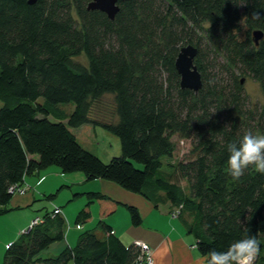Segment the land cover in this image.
Instances as JSON below:
<instances>
[{"label": "trees", "instance_id": "trees-1", "mask_svg": "<svg viewBox=\"0 0 264 264\" xmlns=\"http://www.w3.org/2000/svg\"><path fill=\"white\" fill-rule=\"evenodd\" d=\"M30 1L0 0V215L21 194L12 187L57 166L153 202L160 195L183 216L204 264L212 249L224 251L248 232L260 242L255 264H264V175L251 167L239 180L227 174V145L248 130L264 135V106L250 110L244 87L249 78L264 95V0H126L114 19L88 10L91 0ZM189 44L197 49L198 92L181 88L175 67ZM84 124L116 136L121 155L105 163L81 146L72 128ZM175 139L191 144L185 160L172 161ZM86 196L101 211L117 203ZM42 208L37 224L7 245L2 264L137 261L139 247L125 245L104 220L81 231L75 246L42 255L68 227L63 213ZM127 208L140 225L138 209ZM90 219L86 205L75 225Z\"/></svg>", "mask_w": 264, "mask_h": 264}, {"label": "crops", "instance_id": "crops-1", "mask_svg": "<svg viewBox=\"0 0 264 264\" xmlns=\"http://www.w3.org/2000/svg\"><path fill=\"white\" fill-rule=\"evenodd\" d=\"M56 180L55 176L49 177V173L47 172H44L43 174L39 172L35 175L25 177L23 186L28 187L27 190L23 194L13 195L7 205V208L11 211L0 215V263L3 262V256L7 245L15 241L23 231L27 230L33 218L37 217L36 214H38L37 212L40 210L39 208L45 207V205L43 206V203L41 204V202L37 200H40L45 196H52L53 198L54 194L47 193L54 192L56 184L58 183ZM87 181L89 180L84 176L82 184H85ZM86 185L87 186H85L82 191L77 192H85L83 194L86 195L87 193L98 192L117 202L115 204H110V206L106 205L105 211H101L100 204L98 222L104 220L109 224L125 245L130 246L136 241L148 244L152 248L155 264L205 263V257L196 252L197 246L194 236L189 235L190 233H188L186 229L176 226L177 223L175 221L178 220L181 225L184 224L183 216L181 219L180 216L173 214L171 203L166 201L163 197L160 198V195L159 199L156 200V198V202H153L142 195L127 192L115 183L103 179L90 181ZM51 200L52 199L45 201ZM87 201L86 205H88V207L90 203L94 202H89L88 198ZM119 204L126 207H136L142 219L140 225H133L129 210L128 214L126 212L123 214V226L119 227L116 222L113 223L109 218L112 213H116V211L119 210ZM37 205H40V207ZM56 207L62 208V206L56 204L48 210L52 211ZM33 213L35 214V217H33ZM62 213L65 218L64 210ZM66 214L68 215L67 212ZM83 224L81 225V228L76 227V225L75 227L71 225L70 227L68 226L66 234L68 229L70 231L72 229L75 231L79 230L81 233V231L92 230L95 228L84 229L86 226ZM25 227L27 228L23 230ZM170 228L178 230L180 235L176 238H172L171 234L168 232ZM80 233H78V235L67 236L64 241L52 244L42 255L46 257H54L59 254L64 247L75 246ZM51 251H54L53 254Z\"/></svg>", "mask_w": 264, "mask_h": 264}, {"label": "rangeland", "instance_id": "rangeland-1", "mask_svg": "<svg viewBox=\"0 0 264 264\" xmlns=\"http://www.w3.org/2000/svg\"><path fill=\"white\" fill-rule=\"evenodd\" d=\"M244 87L247 93L248 108L250 110L262 108L264 106V95L261 92L259 84L256 81L247 78V80L244 83ZM65 109L68 112H72L74 107L73 105H67L65 106ZM94 113L97 115L96 112ZM263 125H264V120H263ZM72 131L75 134L77 141L81 144V146H83L85 149L95 154L96 156H98L105 163H108L112 158L121 155V145L119 139L116 136L112 135L111 133L107 132L101 126L84 124L80 127L72 128ZM174 141L177 142V147L174 157L172 159L173 162L178 160H185L187 157L191 155L190 142L185 140L182 142V139H180L179 141L175 139ZM44 172L49 173V177L55 176L57 179L56 181H58V183L56 184V188L54 189V192L47 193V194L49 193L54 194L52 200L42 202L43 205H45L47 209H50L56 204L62 206V208L59 207V209L58 207H56L55 211L59 210V213H62V211L64 210L65 219L68 223V226L70 227L71 225L75 227V221L78 212H80L83 209L82 207H85V205L88 202L86 194H83L85 192H77V191H82L84 187L87 186L86 184H88L90 181H87L85 184H82V179L85 176L84 173L82 172L63 173V171L57 166L49 167L41 171V174H43ZM181 185L184 186V188H186V183L184 181H181ZM25 188L27 189L28 187ZM119 205H120L119 210L116 211V213L115 212L112 213L109 219L113 221V223L116 222V224L119 227H121L124 225L123 214H125L124 212L128 214V208L126 206H122L121 204ZM37 206L40 207V205ZM99 206L100 203L98 201H94L89 204V209L92 217L89 221L83 224L84 226H86V228L84 229H92L97 225L96 222H98L99 220L98 215H100ZM65 211L68 213V215L66 214ZM172 212L173 214L177 215L173 209ZM37 213L39 215H43L44 213L43 208L40 209ZM38 214H36L37 217L39 216ZM32 215L33 217H35L34 213ZM175 222L177 223L176 226L186 229L185 224L181 225L179 220ZM27 227H25L23 230H25ZM31 227L32 226L30 225V228ZM168 232L171 234L172 238H176L178 235H180V232L178 230H173V228H170ZM78 233H80L79 230L75 231L72 229L70 231L68 229L66 237L78 235ZM53 252L54 251H51L52 254ZM196 252L199 253L198 249L196 250Z\"/></svg>", "mask_w": 264, "mask_h": 264}, {"label": "clouds", "instance_id": "clouds-1", "mask_svg": "<svg viewBox=\"0 0 264 264\" xmlns=\"http://www.w3.org/2000/svg\"><path fill=\"white\" fill-rule=\"evenodd\" d=\"M227 151V174L233 180H239L250 167L264 175V135L248 130L238 143H229ZM145 250L146 264H155L152 250L147 245ZM260 251L257 236L249 235L248 232L244 238L232 242L224 251L212 249L208 253L206 264H255Z\"/></svg>", "mask_w": 264, "mask_h": 264}, {"label": "water", "instance_id": "water-1", "mask_svg": "<svg viewBox=\"0 0 264 264\" xmlns=\"http://www.w3.org/2000/svg\"><path fill=\"white\" fill-rule=\"evenodd\" d=\"M31 0L30 2H34ZM119 1L126 0H91L88 4V10H100L107 14L110 19H114L119 11ZM254 41L256 44L263 37L260 30L253 32ZM197 49L192 45H187L181 48L176 59L175 67L180 75V85L182 89H190L198 92L202 88V77L195 64ZM242 82L244 79L241 80Z\"/></svg>", "mask_w": 264, "mask_h": 264}, {"label": "built area", "instance_id": "built-area-1", "mask_svg": "<svg viewBox=\"0 0 264 264\" xmlns=\"http://www.w3.org/2000/svg\"><path fill=\"white\" fill-rule=\"evenodd\" d=\"M25 189H26L25 187H17V188L12 187L10 189V191H11V193H21L22 194V193H24ZM56 212L59 213V210H56ZM37 222H38V218L32 221L31 226L37 224ZM138 244L145 251V245H147V244L144 242H141V241H139ZM136 264H146V253L140 254L139 259L136 262Z\"/></svg>", "mask_w": 264, "mask_h": 264}, {"label": "bare ground", "instance_id": "bare-ground-1", "mask_svg": "<svg viewBox=\"0 0 264 264\" xmlns=\"http://www.w3.org/2000/svg\"><path fill=\"white\" fill-rule=\"evenodd\" d=\"M138 242H139V241H136V242H134L133 244L136 245L137 247H139V248H138V251L140 252V254H141V253H146V250L144 251V250L141 248V246L138 244ZM147 245H148V244H147ZM148 248L152 250V248H151L149 245H148ZM140 254H139V256H140ZM139 256H138V258H137V261H138V259H139ZM137 261H136V262H137ZM136 262H135V264H136Z\"/></svg>", "mask_w": 264, "mask_h": 264}]
</instances>
